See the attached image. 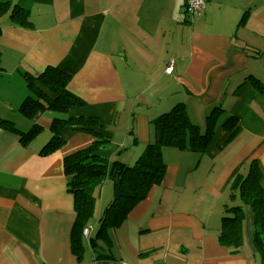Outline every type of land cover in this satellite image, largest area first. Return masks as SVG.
<instances>
[{
  "label": "crops",
  "instance_id": "crops-1",
  "mask_svg": "<svg viewBox=\"0 0 264 264\" xmlns=\"http://www.w3.org/2000/svg\"><path fill=\"white\" fill-rule=\"evenodd\" d=\"M9 1L29 8L32 26L0 18V264H264L250 206L239 254L219 239L222 210L242 205L230 187L252 162L264 188V0H205L198 17L186 0ZM49 67L71 76L68 89L85 105L65 116V146L45 154L57 113L29 118L20 108L33 94L24 74ZM178 104L202 132L216 116L207 152L164 148L162 183L99 252L92 238L114 199L113 182L103 181L79 256L64 161L96 138L75 121L103 122L111 143L101 155L133 166L155 141L153 121ZM35 125L40 133L29 141L15 131Z\"/></svg>",
  "mask_w": 264,
  "mask_h": 264
},
{
  "label": "trees",
  "instance_id": "trees-1",
  "mask_svg": "<svg viewBox=\"0 0 264 264\" xmlns=\"http://www.w3.org/2000/svg\"><path fill=\"white\" fill-rule=\"evenodd\" d=\"M29 13V8L21 5L13 8L9 0L0 1V18L8 15L15 25L31 28ZM1 33L0 28V35ZM0 71H3L1 58ZM24 76L33 94L26 99L20 110L29 118L46 109L57 113L52 125V139L42 151L45 154L54 153L66 144L62 131L72 120L65 118L67 112L82 107L85 102L69 91L71 76L56 67H49L37 75ZM75 122L81 130L93 134L96 138L91 147L67 156L64 161L68 190L76 199L77 220L73 234V250L80 256L83 252L81 234L93 217L96 207L95 192L102 182L107 179L113 182L114 199L100 219L99 230L92 238L94 244L107 242L109 231L120 227L131 211L148 197L150 191L162 183L167 169L163 159L164 148L191 151L200 155L207 152L215 136L216 116H208L206 130L202 132L191 120L186 105H176L171 111L153 121L155 141L145 146L133 166H128L120 160L109 161L101 155V151L111 143L110 137L102 132L105 128L103 122L91 118H81ZM40 130L41 128L35 125L28 133L15 131L21 135L23 141H29L40 133ZM230 192L233 197L240 196L242 205L226 206L219 234L221 244L231 248L234 255L239 254L244 243V206H250L255 215V246L264 258V188L262 172L257 162L249 165L246 176L240 174L233 181ZM102 259L105 258L99 257L98 260Z\"/></svg>",
  "mask_w": 264,
  "mask_h": 264
},
{
  "label": "built area",
  "instance_id": "built-area-1",
  "mask_svg": "<svg viewBox=\"0 0 264 264\" xmlns=\"http://www.w3.org/2000/svg\"><path fill=\"white\" fill-rule=\"evenodd\" d=\"M205 7H206V1L205 0H186V11L192 17L201 16L205 11ZM172 71H173L172 67L170 69H168V72L171 73ZM85 235L89 236L90 231L86 230ZM95 264H97V263H95Z\"/></svg>",
  "mask_w": 264,
  "mask_h": 264
},
{
  "label": "rangeland",
  "instance_id": "rangeland-1",
  "mask_svg": "<svg viewBox=\"0 0 264 264\" xmlns=\"http://www.w3.org/2000/svg\"><path fill=\"white\" fill-rule=\"evenodd\" d=\"M26 1H29V0H26ZM23 3H25V1H23ZM228 119V117H224L223 118V121H226ZM200 127H201V125H200ZM202 128V127H201ZM203 129V128H202ZM46 136H47V134H46ZM52 136H53V134H52ZM52 136L51 135H48V139H52ZM51 137V138H50ZM49 140V141H50ZM246 170L247 169H245L244 170V172H246ZM247 174V173H246ZM245 174V175H246ZM226 207L224 208V211L222 210V214H221V221H222V218L224 217V214L226 213ZM96 235V233L93 235V236H95ZM107 247H108V245L105 243V242H103V241H100V242H98V246H97V250L99 251V252H104V250H107ZM88 249H91V248H88ZM104 249V250H103Z\"/></svg>",
  "mask_w": 264,
  "mask_h": 264
}]
</instances>
